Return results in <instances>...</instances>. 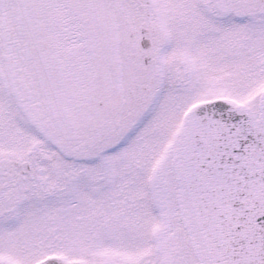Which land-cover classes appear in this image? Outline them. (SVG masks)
<instances>
[{"label":"snow or ice","instance_id":"obj_1","mask_svg":"<svg viewBox=\"0 0 264 264\" xmlns=\"http://www.w3.org/2000/svg\"><path fill=\"white\" fill-rule=\"evenodd\" d=\"M0 264H264V0H0Z\"/></svg>","mask_w":264,"mask_h":264}]
</instances>
